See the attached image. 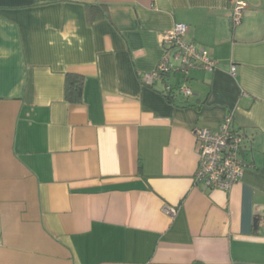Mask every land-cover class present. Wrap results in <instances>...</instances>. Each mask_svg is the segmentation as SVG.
Here are the masks:
<instances>
[{"label":"crops","instance_id":"obj_1","mask_svg":"<svg viewBox=\"0 0 264 264\" xmlns=\"http://www.w3.org/2000/svg\"><path fill=\"white\" fill-rule=\"evenodd\" d=\"M176 24L219 63L169 79L186 108L143 81ZM229 113L247 168L206 189L193 130ZM0 264H264V0H0Z\"/></svg>","mask_w":264,"mask_h":264},{"label":"built area","instance_id":"obj_2","mask_svg":"<svg viewBox=\"0 0 264 264\" xmlns=\"http://www.w3.org/2000/svg\"><path fill=\"white\" fill-rule=\"evenodd\" d=\"M244 13V6L234 8L232 18L235 26L242 23ZM187 31L185 24H176L163 35L164 55L156 69L144 76V84L150 87L164 83L162 94L166 99L172 94L185 98L193 95L187 85L181 84L175 89L169 83L172 76L182 74L188 77L192 70L213 72L218 68L219 63L211 59L204 49L186 40ZM235 71L233 67L232 74ZM234 121V114L229 113L219 130L201 127L193 130L199 156L195 175L197 185L206 189L229 191L242 179L247 168L243 158L247 135L235 128ZM165 212L171 217H175L177 213L174 209H166Z\"/></svg>","mask_w":264,"mask_h":264},{"label":"trees","instance_id":"obj_3","mask_svg":"<svg viewBox=\"0 0 264 264\" xmlns=\"http://www.w3.org/2000/svg\"><path fill=\"white\" fill-rule=\"evenodd\" d=\"M98 7H88V15L91 22L97 18ZM103 11L101 15L103 16ZM84 76L79 73H68L66 74L65 81V99L70 103H81L83 101L84 93ZM168 103L178 108H186L192 106L188 103L186 98H177L176 95H170L167 97Z\"/></svg>","mask_w":264,"mask_h":264},{"label":"water","instance_id":"obj_4","mask_svg":"<svg viewBox=\"0 0 264 264\" xmlns=\"http://www.w3.org/2000/svg\"><path fill=\"white\" fill-rule=\"evenodd\" d=\"M256 224H258V220L256 219Z\"/></svg>","mask_w":264,"mask_h":264}]
</instances>
